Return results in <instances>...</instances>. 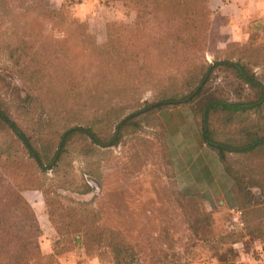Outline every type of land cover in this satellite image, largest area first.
<instances>
[{
    "label": "trees",
    "instance_id": "trees-1",
    "mask_svg": "<svg viewBox=\"0 0 264 264\" xmlns=\"http://www.w3.org/2000/svg\"><path fill=\"white\" fill-rule=\"evenodd\" d=\"M121 1L136 10V22L133 25H109L107 41L100 45L91 41L90 44H94L95 49L100 48L97 51L101 57L131 77L139 80L152 78L159 73L161 65H165L168 73L176 71L179 80L161 88V92L156 94L153 101L166 102L157 107L149 108L153 101L140 103L139 97L131 98L117 91L99 96L96 88L91 99L79 102L76 98L80 95L78 92L72 93L71 97L75 98H71L69 93L62 97L59 90L44 88L42 61L45 56L50 60L51 56L66 58L69 51L72 54L74 49L67 43L71 40L85 44L92 37L86 27L82 34L67 33L62 38L48 36L47 33L40 35L37 41L49 37L47 44L53 45L46 54L40 50L28 53L20 48L17 42L24 40L25 35L15 39V46L8 48L11 58L21 65L23 78L29 79L33 87L39 85L37 94H34L38 119L25 127L0 97V264H58L55 251L43 252L44 231L33 205L24 195L28 190L42 192L49 221L55 229L54 250L65 235L72 234L76 238V246L97 250L101 261L108 254L111 256L110 264H136L135 245L122 231L102 225L101 216L94 207L65 204L57 190L88 193L93 185L84 178L86 173L78 176L71 171L69 154L76 139L82 140V152L86 154L88 148L96 150L97 147L116 145L124 134L123 130L125 133L134 132L142 120L155 119L146 113L176 104L192 106L200 124L203 143L215 152L227 174L237 181L231 190L237 199L235 207L241 212L240 221H235L232 216L227 232L204 239L209 242V251L212 252L203 264L213 260L219 264H235L232 254L224 250L223 244H228L231 249L245 239L264 238V200L259 199L264 195V185H258L262 180L255 177L264 172V44L255 45L251 41L242 45L245 52H250V48L258 53L259 63L253 65L234 57L216 59L213 63H204L200 59L197 63L201 54L209 50L205 48H211L218 39V29L212 27L209 0ZM0 9L4 24L13 28L26 27L28 33H34V27H41L40 24L60 29L80 24L71 21L62 8H55L45 0H0ZM11 41L9 35L8 45ZM254 65L261 66V74ZM74 66L69 65L64 71L65 78H71ZM219 66L232 72L242 86L254 92V97L229 99L215 94L205 95V85L195 93L208 72ZM210 78L211 75L208 80ZM97 95L99 98L95 99ZM139 103L145 111L123 120ZM82 111L87 115L76 118ZM29 115L30 111L26 109L24 121ZM213 115H217L220 124L228 129L219 131L214 128L210 123ZM48 121L61 122L65 127L48 136ZM100 127H112L111 135L101 138L98 133ZM232 157L238 166L231 165ZM94 175L100 178L98 173ZM248 175L252 179H244ZM185 260L174 264H190Z\"/></svg>",
    "mask_w": 264,
    "mask_h": 264
},
{
    "label": "rangeland",
    "instance_id": "rangeland-1",
    "mask_svg": "<svg viewBox=\"0 0 264 264\" xmlns=\"http://www.w3.org/2000/svg\"><path fill=\"white\" fill-rule=\"evenodd\" d=\"M45 1L55 8H62L71 21L80 24L67 25L63 29L58 26L40 24L41 27H34V33H28V28L10 27L4 24V19L0 18V97L16 113V119L24 126L26 125L25 127H28L29 123L32 125L31 123L38 119L34 99L39 85L33 87L29 79L21 76V65L17 64L8 52V48L15 46V39L24 35L25 39L17 42L20 48L23 47L28 53L40 50L45 51L44 54H46L53 45L47 44L49 37L37 41L40 35L47 33L48 36L62 38L64 34L79 35L83 33L85 27L88 29L92 37L87 39L85 44L73 40L67 42L74 49L72 54L69 51L66 58L51 56L50 60L45 56L44 62L42 61V71L45 76L44 88L59 90L62 97L67 93L71 97L74 91L75 94L78 92L80 95L76 98L79 102L82 99H91L96 88L99 96H108L109 91L110 93L117 91L118 94H125L131 98L139 97L140 103L144 101L150 103L157 97L156 94L161 92V88L168 87L167 85L176 79L179 80L180 76L176 77V71L168 73L165 65H161L159 73L152 78L139 80L131 77L126 71L123 73L116 68L114 63H109L104 56L101 57L100 51H97L100 48L95 49L94 44H90L91 41H95L97 45L104 44L107 41L109 25H133L136 22V10L126 6L123 1ZM209 7L212 11V27L218 29V39L211 48H205L209 50L201 54L197 63L200 59L204 63H213L216 59L223 60L228 57L250 62L251 65L259 63L258 53L252 52L250 48H248L250 52H245L246 48L242 45L251 41L255 45L264 44V20L254 19L249 29L233 32L225 29V17L215 16L211 0H209ZM6 23H9L8 20ZM9 35L12 38L11 46L8 45ZM69 65H75L74 70L71 78L69 76L65 78L63 73L66 69L68 70ZM256 65L254 69L261 74V66ZM209 75H211L210 80H208ZM35 79L38 80V78ZM204 85L205 95L215 94L229 97V99L239 97L250 99L255 95L250 88L242 86L232 72L220 66L211 73L209 71L194 92L196 93ZM98 95L95 99L99 98ZM140 103L123 120L143 113L145 107H141ZM165 103L160 100L153 101L149 108ZM26 109L31 115L24 121ZM187 113L195 122V138L188 136L192 135V130L188 124V118L185 117ZM146 114L155 119H149L148 122L145 119L142 120L140 127L134 132L125 133L123 130L124 134H121L120 141L116 145L97 147L96 150L88 148L86 154L82 152V140L76 139L71 146L72 152L69 154L71 171L78 176L86 173L84 178L91 181L93 185L88 193L58 189L57 193L60 196L58 197L67 205H83L97 209L102 225L122 231L134 243L138 255L136 264H174L183 262L185 259L190 264H203L212 252L209 251V242L204 239L210 236L217 237L227 232L231 226V217H234L238 211L235 207L237 204L235 193L230 191L228 195L214 196L210 191L199 190L203 188L204 180H207L206 176H203L204 173L205 175L209 174V171L211 173L212 168L213 172L216 171L217 165L212 160V158L216 160V154L203 143L200 124L190 104L163 106L153 113ZM86 115L87 112L82 111L76 118ZM76 118L74 120L78 121L79 119ZM46 123L47 128L50 126L46 131L48 136L54 134L56 129L65 127L61 122ZM210 123L219 131L228 129L220 124L217 115L211 116ZM173 125L176 127L174 130L177 131L176 134H171L170 127ZM112 129V127L109 129L100 127L98 133L101 138L106 139L111 135ZM200 145H205L203 146L205 149ZM236 161L235 157L231 158L233 167L238 166ZM218 169L224 174L227 173L220 161ZM88 171L92 173L87 174ZM49 172L52 175L51 170ZM97 173L100 176L98 179L94 175ZM227 177L230 186L236 185L237 181L233 177L229 174ZM255 177L256 180H262L258 185H264V172ZM244 179L248 180L252 177L248 175ZM187 182L193 183L192 187L197 190L191 192L183 190V183L187 184ZM24 195L33 205L43 228L42 242L45 249L53 248L56 234L49 221L42 192L28 190L24 192ZM259 199L264 200V195ZM75 239L74 235L68 234L58 244L55 250L58 254L55 257L58 264H61L60 258L71 260L72 255L76 256L78 253L84 259L99 257L97 250H86L82 246H76ZM223 245L224 250L232 254L236 263L235 245L231 249L228 244ZM81 248L83 252H78ZM107 255L102 258L105 264H109L111 259V256ZM212 262L216 263V260ZM73 263V261L70 262V264Z\"/></svg>",
    "mask_w": 264,
    "mask_h": 264
},
{
    "label": "crops",
    "instance_id": "crops-1",
    "mask_svg": "<svg viewBox=\"0 0 264 264\" xmlns=\"http://www.w3.org/2000/svg\"><path fill=\"white\" fill-rule=\"evenodd\" d=\"M211 3L215 9V16L219 15L225 17L226 19L225 29H228L229 31L243 32L246 29H249V25L251 21H253L254 19L258 18L264 20V0H211ZM190 116L191 115L189 113H187V115L185 114V117L188 118V124L191 127L190 129L192 130L191 131L192 135H188V136L189 137L193 136L195 138L196 126L194 120ZM170 128H171V134H176L177 131H174L176 130L175 125H173ZM203 146L201 147L205 149ZM215 159L216 160L212 158V160L215 162V165H217V168H215L216 171L213 172L212 170L213 168H212L211 173L210 171L209 174L207 175H205L204 173L203 176H206L205 178H207V180H204L203 182L204 186L199 190L210 191L211 193H213L214 196L228 195L230 191H232L230 183L228 182V177H227L228 174L227 173L224 174L223 171L222 172L219 171L218 169L219 159L217 155H215ZM187 174L189 176V173ZM183 175H185V173H183ZM192 184L193 183H189V182H187V184L183 183V188H184L183 190H186L187 192L197 190L194 187H192L193 186ZM235 248H236L235 264H247L257 257L258 253H260L262 250L261 248H264V238L258 240L245 239L244 241L235 244ZM42 249L44 253H51L55 251L51 247H49V249L48 248L45 249L43 242H42ZM81 251L83 252L82 248L78 250V252ZM60 260H61V264H70V262L72 261L74 262L73 264H105L103 261L100 260L98 256H93L89 259H84V257L80 256L79 253L76 254V256L75 254L72 255L71 260L62 259V258H60ZM216 263L218 262L216 261ZM216 263L210 262L209 264H216Z\"/></svg>",
    "mask_w": 264,
    "mask_h": 264
},
{
    "label": "built area",
    "instance_id": "built-area-1",
    "mask_svg": "<svg viewBox=\"0 0 264 264\" xmlns=\"http://www.w3.org/2000/svg\"><path fill=\"white\" fill-rule=\"evenodd\" d=\"M240 214V211H237L235 213V216L233 217L235 221H240ZM247 264H264V250H261V252L258 253L257 257Z\"/></svg>",
    "mask_w": 264,
    "mask_h": 264
}]
</instances>
